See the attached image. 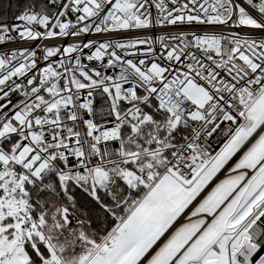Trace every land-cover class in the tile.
<instances>
[{"label":"snow or ice","instance_id":"1","mask_svg":"<svg viewBox=\"0 0 264 264\" xmlns=\"http://www.w3.org/2000/svg\"><path fill=\"white\" fill-rule=\"evenodd\" d=\"M0 264H264V0L0 6Z\"/></svg>","mask_w":264,"mask_h":264},{"label":"trees","instance_id":"2","mask_svg":"<svg viewBox=\"0 0 264 264\" xmlns=\"http://www.w3.org/2000/svg\"><path fill=\"white\" fill-rule=\"evenodd\" d=\"M16 2H17V0H0V6L4 5L6 3L14 4Z\"/></svg>","mask_w":264,"mask_h":264}]
</instances>
